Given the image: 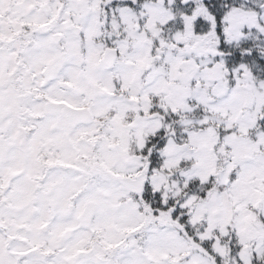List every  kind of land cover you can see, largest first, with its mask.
Returning <instances> with one entry per match:
<instances>
[{"label":"snow or ice","instance_id":"1","mask_svg":"<svg viewBox=\"0 0 264 264\" xmlns=\"http://www.w3.org/2000/svg\"><path fill=\"white\" fill-rule=\"evenodd\" d=\"M0 264H264V0H0Z\"/></svg>","mask_w":264,"mask_h":264}]
</instances>
